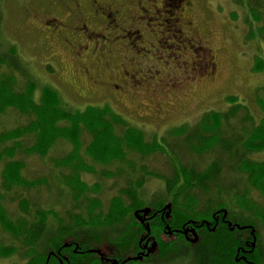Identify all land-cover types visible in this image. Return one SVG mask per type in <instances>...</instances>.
Segmentation results:
<instances>
[{
  "label": "rangeland",
  "instance_id": "1",
  "mask_svg": "<svg viewBox=\"0 0 264 264\" xmlns=\"http://www.w3.org/2000/svg\"><path fill=\"white\" fill-rule=\"evenodd\" d=\"M55 1L0 0V56L5 59L0 73L15 77L17 89H23L27 80L33 81L36 84L35 99H38L43 87H50L57 91L62 107L69 111L83 110L88 105L107 106L131 127L141 131L147 141L162 138L175 127L195 125L205 113L226 112L230 106L226 101L228 97L246 105L257 124L264 120V112L257 104L259 99L264 101V69L256 71L254 67L258 61L264 60V0H257L258 6H255V0H189L188 9L173 11L179 21L171 22L172 28L149 14L154 5L158 8L155 10L167 8L161 0L155 3L148 0L147 4L145 0L129 3L130 9L137 12L130 19L132 32L121 38L122 45L119 42L115 48L106 45L105 59L110 64V73L97 74L94 84L79 73L76 55L87 60L92 57L96 43H90L86 52L81 47L86 38H80L79 44L71 30L42 35L36 29L40 14L48 15L45 11H50ZM164 3L171 5L167 1ZM248 4L261 21H254ZM188 21L191 22L190 28L186 26ZM251 30L254 36L247 40ZM100 33L108 35L103 31ZM159 37L162 38L157 41ZM13 52L16 54L15 64L21 66V72L13 70L9 64ZM91 85L93 94L86 92ZM79 90L85 93L83 97L76 94ZM24 123V116L7 111L0 116V133ZM90 139L87 132L82 133L79 155L89 169L80 170L78 175L89 190L78 199L67 183L64 184L65 178L73 175L72 168L58 164L73 149L67 141H58L46 157L26 156L22 152L16 154L15 159L24 164L23 179L34 183L35 187L15 186L8 192L0 189L2 207L12 222L29 224L37 220L38 213L47 212V230L51 235L60 224L72 226L76 216L82 220L90 218L91 203H100V209L94 210L92 215L106 214L111 200L128 186L129 180L136 189L134 183L141 174L144 176L138 192H141L142 199L151 202L161 197L165 185L157 174L171 177L172 165L168 158L161 154L142 158L128 152L127 160L133 164L135 173L131 175L132 179L127 175L132 173L131 169L124 163L99 165L88 158L84 150ZM29 142L24 139L23 145L27 146ZM10 145L0 144V152ZM174 154L176 162L200 169L215 157L211 152L186 154L182 148L169 153L172 158ZM248 157L254 162H262L264 151ZM5 163L6 159L0 161L1 187ZM141 166L146 170L140 172ZM117 170L122 172L121 175L110 177V172ZM94 185L97 186L96 192L92 191ZM244 187L239 175L228 173L217 187L211 189L207 198L219 200L216 194L220 190L221 198L224 196L223 201L228 203L229 199L234 200V193ZM249 191L247 197L255 211L259 246L264 253V195L252 186ZM24 201L27 204L25 212L21 207ZM125 202L128 203L126 199ZM240 216L244 218L245 214ZM101 233L108 234L104 229ZM0 245L20 247L1 225ZM19 254L6 258L0 256V264H26L27 260ZM146 264L190 263L180 258Z\"/></svg>",
  "mask_w": 264,
  "mask_h": 264
},
{
  "label": "trees",
  "instance_id": "2",
  "mask_svg": "<svg viewBox=\"0 0 264 264\" xmlns=\"http://www.w3.org/2000/svg\"><path fill=\"white\" fill-rule=\"evenodd\" d=\"M254 2L255 6H258L257 0ZM248 8L255 18L254 21H261L251 5L248 4ZM253 36L251 30L247 40ZM9 61L13 70L22 71L21 66L15 64V52ZM4 64L5 59L0 56V69ZM254 67L256 71L263 70L264 60L258 61ZM35 90L36 84L33 81L27 80L23 89H17L15 77L0 73V116L7 111H14L26 118L24 125L0 133V144L11 143L0 152V161L6 159L1 175L2 187L0 186L4 192L15 186L35 187L34 183L23 179L24 164L15 159L18 152L26 156L46 157L54 145L62 140L67 141L73 149L58 164L67 169L72 168L73 175L67 176L64 184L67 183L78 199L89 190L78 175L80 170L89 169L79 155L83 132H87L91 138L84 153L96 164L124 163L130 167L132 173L127 175L133 179L131 175H135L134 167L127 160L128 152L142 158L161 154L168 158L172 165L171 177H161L157 174L164 181L165 191L159 199L147 204L142 199L141 192H138L142 187L144 175L141 174L134 183L136 189L129 184L128 178V186L122 188L119 195L111 200L106 214L92 215L94 210L100 209V203H91L90 218L82 220L76 216L72 226L63 227L60 224L51 235L47 230V212H37V220L29 224L12 222L2 207L3 194L0 193V225L20 245L19 248L0 245L1 257L6 258L18 252L21 258L27 260L26 264H49L48 256L64 247L69 238H75L79 241L80 251L93 250L79 254V264H100L97 259L101 262L107 255L121 261L136 245L139 234L134 213L146 205L155 207L158 204L169 205L173 217H166V220H173L174 226H180L184 221L203 225V221H211L213 215L217 217L226 212L228 219L232 221L231 224L241 227L239 233L251 241L250 230L256 231L257 225L255 211L252 210L247 195L251 186L264 195V161L254 162L248 155L264 151V120L257 124L246 105L228 97L226 101L230 106L226 112L205 113L195 125L175 127L167 131L162 138L147 141L141 131L131 127L107 106L100 108L88 105L83 110L69 111L62 107L57 91L43 87L39 98L35 99ZM257 104L264 112V101L259 99ZM24 139L30 141L29 145H23ZM177 148H182L190 155L211 152L215 157L206 167L200 169L181 161L176 162L175 154L174 158L170 157L169 153ZM145 170L141 166L140 172ZM121 173L119 170L110 172V177L120 176ZM228 173L239 175L245 187L236 191L234 200L229 199L228 203L223 201L224 196L221 198L220 190L216 194L219 200L207 198L211 195V189L217 187L218 182ZM92 191L96 192L97 186H92ZM25 206L27 204L24 201L21 206L24 212L27 210ZM241 214H245V217L241 218ZM103 229L108 232L107 235L101 233ZM156 232L157 230H152V234ZM47 235L55 237L49 238ZM256 237L259 240L258 236ZM199 241L198 244L194 243V248L184 240L163 246L158 257L161 258L162 255L163 259L169 257L173 260L190 257L191 264H237L234 262L236 239L233 233L226 232V237L204 234ZM258 254L263 258L264 253L259 245L252 257L256 264H262L263 260L259 262Z\"/></svg>",
  "mask_w": 264,
  "mask_h": 264
},
{
  "label": "flooded vegetation",
  "instance_id": "3",
  "mask_svg": "<svg viewBox=\"0 0 264 264\" xmlns=\"http://www.w3.org/2000/svg\"><path fill=\"white\" fill-rule=\"evenodd\" d=\"M135 1L137 0H57L52 5L50 11H45L49 13L48 15H45L43 12L40 14L36 29L42 35L56 34L57 32L62 33L71 30L72 35H75V39H79V44L80 38H86V43L81 46L86 52L90 49V43H96L95 51L92 57H88V61L84 60L82 55H76L79 59V64H77L79 73L94 84L97 82L95 79L97 74L103 71H107L108 75L110 73V64L108 59H105L106 45L111 44L112 48H115V44H118L117 42L122 45L121 38L132 32L130 19L134 18L137 12H133L130 9L129 3ZM140 1L142 2L144 0ZM155 1L157 0H152L153 3H155ZM165 1L171 5L167 6L164 3ZM145 2L147 4L148 0H145ZM161 3L167 7L165 10H155L158 8L154 5L152 12L149 14H153L157 19L160 18L163 24L168 25V28H172L171 22L179 21V19L175 18L173 11L177 9L183 11L190 7L189 0H161ZM140 8L142 9V6ZM167 15L170 16L166 18ZM128 19L129 22L127 23ZM186 26L190 28L191 22L188 21ZM101 31L108 35H101ZM158 33L160 34L161 32L159 31ZM119 35H121V37L118 38L117 36ZM162 37H159L157 41H160ZM65 42L68 45L66 40ZM93 90V85H91L86 92L93 94ZM76 94L79 97H83L85 93L79 90L76 91ZM166 206L167 204H158L155 207L146 205L144 206L145 208L134 213L137 221L136 230L139 234L137 236L136 245L128 251L125 258L119 261L120 259L107 255L101 262L96 258L97 261L100 264H114V262L115 264H146L155 260L159 262L175 261L169 259V257L163 259L162 255L161 258H159L158 253L160 249L163 246L167 247V245L177 243L180 240H184L191 248H194L193 239L196 238V236H198L199 243L201 236L204 234L207 236L219 234L220 237H226V232H230L234 234L236 239L234 262L237 264H256L252 256L258 249L259 243L257 237L256 246L254 244V248L252 249L251 243L253 241V235L251 232L252 238L251 241H249L248 238H245L239 233L240 231L238 230L241 227L231 224L232 221L228 219L226 212H223L222 215L217 217L213 215L211 221H203V225L197 224L194 221H184L180 226H174L173 220H166V217H173L172 211L166 208ZM145 210H147V213H144ZM152 230H157V232L152 234ZM152 236L154 238H152ZM155 243H157V245H155ZM251 249L252 251H250ZM87 252H93V250L80 251L79 241L75 238H69L68 241L64 243V247L48 256L47 263L79 264V254ZM99 257L101 258L100 255ZM182 258L184 261H189L191 264L190 257ZM258 260L259 262L261 260L264 262V256L262 258L260 254H258Z\"/></svg>",
  "mask_w": 264,
  "mask_h": 264
},
{
  "label": "water",
  "instance_id": "4",
  "mask_svg": "<svg viewBox=\"0 0 264 264\" xmlns=\"http://www.w3.org/2000/svg\"><path fill=\"white\" fill-rule=\"evenodd\" d=\"M166 208H169V205H167ZM144 213H147V210H145ZM224 215H225V213H224ZM184 233H185V232H184ZM251 233H253V230L251 231ZM193 242H196V238L193 239ZM251 246H252V247L254 246V242L252 243ZM114 264H115V262H114Z\"/></svg>",
  "mask_w": 264,
  "mask_h": 264
}]
</instances>
